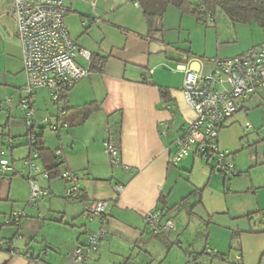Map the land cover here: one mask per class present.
I'll return each mask as SVG.
<instances>
[{
  "label": "crops",
  "instance_id": "obj_1",
  "mask_svg": "<svg viewBox=\"0 0 264 264\" xmlns=\"http://www.w3.org/2000/svg\"><path fill=\"white\" fill-rule=\"evenodd\" d=\"M61 1L66 8L64 23L73 43L92 55L107 57L102 73L92 72L62 97L61 106L66 112L63 119L68 128L51 132L48 127H42L39 138L42 148L60 151L59 169L77 178L84 202L65 197L68 185L61 178L45 177L42 161L27 144L25 115L19 107L25 84L21 49L13 33L12 5L0 8L3 80L5 86H15L14 97L5 108L8 117L0 131V149L5 151L9 161V169L3 170L0 176L1 200L22 201L26 205L29 178L49 192L39 208L22 211L26 216L19 230L5 221L13 211L20 209L11 207L0 216V239L7 242L0 250V264H71V252L85 244L87 235L96 232H101L102 238L95 260L90 264H152V255L162 245L167 248V255L156 264H179L174 258L168 259L171 245L179 244L182 237L172 218L182 215L179 209L190 198L194 199L193 207L202 204L201 193L212 177H208L209 183L202 188L189 181L187 186H180L178 170L182 166L190 180L196 171V161H200L213 173V163L193 152L177 167L168 163L175 153L174 142L195 118L182 94L183 67L204 73L205 68L210 70V60L239 56L264 41L229 57H220L219 52L208 57L206 51L198 53L191 47L183 50L168 43L165 32L169 9L173 7L180 13L179 24L183 17L172 5L165 7L162 16L156 18L150 28L142 5L136 0ZM174 18L175 14L169 17ZM77 62L83 68L89 65L82 57H78ZM172 70L179 72L177 77ZM34 95L36 128L40 127L44 114H56V107L52 103L50 107L46 91L37 90ZM13 112L20 113V124L14 132ZM163 124H167L168 129L164 130ZM9 140L14 144L9 146ZM107 141L119 148L116 166L109 164L104 153ZM18 186H24L27 192L24 199L17 196ZM116 187L121 191L117 192ZM93 201L107 203L102 219L90 220L84 216V204ZM154 209L162 213V222H172L166 234L152 236L146 228L144 216ZM207 230L206 243L211 236L210 227ZM11 250L14 255H10ZM204 252L205 249L201 253ZM183 253L184 264L198 262L196 255L192 256L189 251ZM211 255L218 259L225 256L214 247ZM239 259L243 261L242 257Z\"/></svg>",
  "mask_w": 264,
  "mask_h": 264
},
{
  "label": "built area",
  "instance_id": "obj_2",
  "mask_svg": "<svg viewBox=\"0 0 264 264\" xmlns=\"http://www.w3.org/2000/svg\"><path fill=\"white\" fill-rule=\"evenodd\" d=\"M197 2L201 3V0ZM65 14L66 8L61 0H12L10 17L14 24V36L21 49V70L25 78L19 107L25 115V126L29 131L35 127L33 102L37 90L46 91L53 107H56L54 116L43 115L40 126L48 127L51 132H59L68 128L63 119L66 112L61 106L62 97L91 74L89 65L83 68L77 62V58L82 57L89 63L91 53L78 48L69 37L64 23ZM210 64L208 73L183 67L185 78L182 94L186 105L195 113V118L188 123L185 133L174 142L175 153L169 157L168 163L171 167H177L182 159L193 152L213 163V172L225 174L234 169V158L226 150L219 149V132L245 102L264 89V43L233 58L212 59ZM7 104H10L9 99ZM163 129H168V125L163 124ZM34 139L31 136V143ZM8 144L11 146L14 142L9 140ZM104 153L109 164H119V148L116 145L107 141ZM59 154L57 150L55 156L59 157ZM255 160L264 164V150L260 158ZM8 167L5 151L0 149L1 176ZM61 179L68 185L65 197L76 201L79 197L77 178L62 172ZM28 183L30 194L27 204L39 208L40 203L49 197V192L38 187L31 178ZM116 191H121V188L116 187ZM106 211L105 201L84 204V216L90 220L102 219ZM23 217L24 212H12L5 222L19 230ZM144 223L152 236L166 234L172 228L170 220L162 222V213L157 209L144 216ZM101 238V232L87 235L85 244L71 252V264L93 262ZM6 244L0 239V250ZM14 254L11 250L10 255Z\"/></svg>",
  "mask_w": 264,
  "mask_h": 264
},
{
  "label": "rangeland",
  "instance_id": "obj_3",
  "mask_svg": "<svg viewBox=\"0 0 264 264\" xmlns=\"http://www.w3.org/2000/svg\"><path fill=\"white\" fill-rule=\"evenodd\" d=\"M11 5L12 0H0V8H9ZM168 12L166 39L183 50L191 47L198 53L206 51L208 57L216 56L218 52L220 57H229L251 47L253 43L264 41V33L256 24L233 23L219 9L214 11L212 17L208 13L201 15L199 21L185 14L181 24L180 13L175 8H170ZM171 14H175L172 20L169 19ZM207 72L205 68L204 73ZM171 73L177 77L179 72L172 70ZM4 75L0 61V131L8 117L5 111L7 100L14 97L12 91L15 87L12 84L5 86ZM47 100L51 107L50 100ZM243 107L226 121L218 136L219 149L233 155L235 169L225 174H210V167L206 163L196 161V171L190 180L182 166L178 170L181 175L180 186H187L189 181L202 188L209 183L208 177H212L201 193L202 204L193 207L194 199L190 198L179 209L182 215L172 218L178 224V233L182 237H179V244L171 245L172 252L168 259L174 258L179 264H184L183 252L186 251L198 257L195 264H209L212 261L214 264H264V164L255 160L260 158L264 150V89L253 95ZM13 116L14 132L20 124V113L13 112ZM239 171L241 174L235 176ZM26 195L24 186H18L17 196L24 199ZM1 197L2 186L0 216L11 207L20 209L13 212L27 209L30 212L33 208L22 201H2ZM207 227L211 230L208 244L205 242L208 238ZM213 247L222 250L225 256L222 259L214 258L211 255ZM204 249L206 253H201ZM166 252L167 248L162 245L152 255V264L164 258Z\"/></svg>",
  "mask_w": 264,
  "mask_h": 264
},
{
  "label": "trees",
  "instance_id": "obj_4",
  "mask_svg": "<svg viewBox=\"0 0 264 264\" xmlns=\"http://www.w3.org/2000/svg\"><path fill=\"white\" fill-rule=\"evenodd\" d=\"M136 1L140 2L142 5L144 18L150 28H152L153 21L162 16L165 7L167 5H172L183 13V15L190 14L196 17L198 21L200 20L201 15L208 13L213 16L214 11L219 9L233 23L256 24L264 33V0H201V3H198L197 0H168L167 2L160 0ZM203 8L204 11L202 10ZM106 61L107 57L91 54L89 62L90 72L102 73ZM41 130V126L36 128L34 127L32 131L27 129L25 132L27 144L35 149L36 157L42 161L46 177L48 179H55L57 177L61 178L62 172L59 169L61 163L58 157L55 156L56 151L50 152L48 149L42 148L39 145ZM31 136L35 137L34 142L32 143L30 140ZM239 174L240 173H236L235 175ZM80 193L81 191L79 190V197L76 201L83 203L84 200L82 199V194ZM215 256L218 257L217 255Z\"/></svg>",
  "mask_w": 264,
  "mask_h": 264
}]
</instances>
